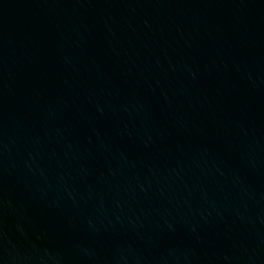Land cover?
Wrapping results in <instances>:
<instances>
[{
    "label": "water",
    "instance_id": "1",
    "mask_svg": "<svg viewBox=\"0 0 264 264\" xmlns=\"http://www.w3.org/2000/svg\"><path fill=\"white\" fill-rule=\"evenodd\" d=\"M0 264H264V193L100 139L0 84Z\"/></svg>",
    "mask_w": 264,
    "mask_h": 264
}]
</instances>
